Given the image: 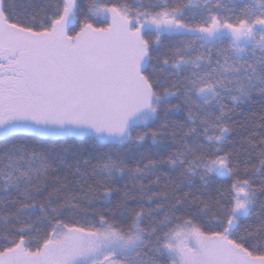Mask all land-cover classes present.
I'll return each mask as SVG.
<instances>
[{"label": "snow or ice", "instance_id": "snow-or-ice-1", "mask_svg": "<svg viewBox=\"0 0 264 264\" xmlns=\"http://www.w3.org/2000/svg\"><path fill=\"white\" fill-rule=\"evenodd\" d=\"M0 264H264V0H0Z\"/></svg>", "mask_w": 264, "mask_h": 264}]
</instances>
